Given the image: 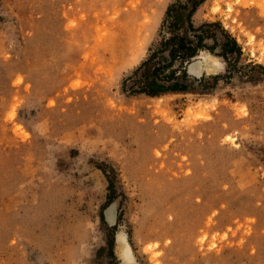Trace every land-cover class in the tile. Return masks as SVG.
<instances>
[{
    "label": "rangeland",
    "instance_id": "374dc122",
    "mask_svg": "<svg viewBox=\"0 0 264 264\" xmlns=\"http://www.w3.org/2000/svg\"><path fill=\"white\" fill-rule=\"evenodd\" d=\"M194 1L0 0V264H264V0H205L215 52L130 92Z\"/></svg>",
    "mask_w": 264,
    "mask_h": 264
},
{
    "label": "trees",
    "instance_id": "16d2710c",
    "mask_svg": "<svg viewBox=\"0 0 264 264\" xmlns=\"http://www.w3.org/2000/svg\"><path fill=\"white\" fill-rule=\"evenodd\" d=\"M205 0H195L193 2L192 9L188 16V29L189 31L195 32L194 37L195 40L189 39L187 35H180L169 33L170 36H164L162 41H160L159 46L153 50L149 57L134 71L135 76H131L127 79L136 78V85H132L130 87L131 93H145L147 95H155V92L151 89H148L149 86L152 85L151 78L154 77L156 79H170L175 76V71H169L166 73L167 69L172 65V63L176 59L188 60L196 57L202 50H208L212 53L215 52V48L218 45V37L217 35L208 32L211 27H220L219 23H205L199 28H195L191 17L194 12L197 10L198 6L203 3ZM176 4H172L169 6L167 10V16L164 22V25L167 29L172 30V28L179 27V23L173 20H170L172 17L173 11L176 9ZM185 8L186 6H180ZM208 30V31H207ZM222 35L225 39L228 40L233 52H236L240 55V47L237 44V41L231 37L226 31H222ZM213 39V45H207L205 43L206 39ZM167 53V57L165 59L166 63H161L158 58L160 54ZM223 57L228 64H230V59L227 55V52L217 54ZM127 79H125L124 84H127ZM154 84V83H153ZM138 86V87H135ZM113 243H110V252L113 254Z\"/></svg>",
    "mask_w": 264,
    "mask_h": 264
},
{
    "label": "bare ground",
    "instance_id": "6f19581e",
    "mask_svg": "<svg viewBox=\"0 0 264 264\" xmlns=\"http://www.w3.org/2000/svg\"><path fill=\"white\" fill-rule=\"evenodd\" d=\"M203 60L206 66V69L209 73H213L216 71L217 67L219 66V58L215 55H212L207 52H203ZM202 57V54L200 55ZM106 218L109 222L113 223L116 219L115 215V204L110 205L106 209ZM116 247L120 254V258L122 261H128L132 258V251L131 247L126 240V235L124 232H118L116 236Z\"/></svg>",
    "mask_w": 264,
    "mask_h": 264
}]
</instances>
